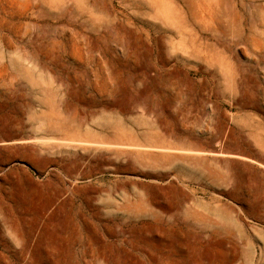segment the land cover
Returning <instances> with one entry per match:
<instances>
[{"label": "rangeland", "instance_id": "374dc122", "mask_svg": "<svg viewBox=\"0 0 264 264\" xmlns=\"http://www.w3.org/2000/svg\"><path fill=\"white\" fill-rule=\"evenodd\" d=\"M0 264H264V0H0Z\"/></svg>", "mask_w": 264, "mask_h": 264}]
</instances>
